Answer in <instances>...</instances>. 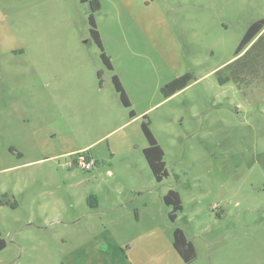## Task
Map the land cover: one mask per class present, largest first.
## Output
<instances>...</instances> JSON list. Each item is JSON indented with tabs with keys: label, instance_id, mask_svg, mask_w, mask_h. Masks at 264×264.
Masks as SVG:
<instances>
[{
	"label": "rangeland",
	"instance_id": "obj_1",
	"mask_svg": "<svg viewBox=\"0 0 264 264\" xmlns=\"http://www.w3.org/2000/svg\"><path fill=\"white\" fill-rule=\"evenodd\" d=\"M100 2L115 63L147 58L135 106L146 103L169 174L156 180L138 122L116 129L132 106L91 37L90 1L0 0V264H264V77L226 81L264 0ZM131 12L147 13V42L125 52L112 28L128 29ZM185 73L191 83L165 98ZM83 151L91 169L73 164ZM176 227L191 262L173 247Z\"/></svg>",
	"mask_w": 264,
	"mask_h": 264
},
{
	"label": "trees",
	"instance_id": "obj_2",
	"mask_svg": "<svg viewBox=\"0 0 264 264\" xmlns=\"http://www.w3.org/2000/svg\"><path fill=\"white\" fill-rule=\"evenodd\" d=\"M82 2L90 1L91 12L89 15L90 34L93 40L101 49V57L107 68L112 70L110 57L105 53L100 31L98 29L94 13L101 9L100 0H81ZM234 60L227 64L228 78L226 81L232 80L238 87H247L253 82L259 81L264 77V17L254 21L246 30L240 43L235 49ZM101 77V72L99 73ZM193 79L191 73H185L173 79L162 86L161 91L165 98H168L185 88ZM225 82V80H223ZM113 82L116 91L119 93L122 103L131 108L132 104L128 98L118 76L113 75ZM136 115L133 109H130V116ZM142 131L148 140L149 145L144 148L143 152L148 161V164L157 181H162L168 176V170L164 160V149L157 141L150 127V122L147 120V115L143 117L141 124ZM98 161H95L97 164ZM164 201L167 205L172 206V211L169 217L172 221L177 218L178 211L183 209L182 199L178 191L169 190L164 195ZM3 203V202H1ZM7 246L6 240L2 236L0 230V251ZM173 247L181 256L183 261L191 262L196 257L195 246L189 240L185 232L176 227L173 232Z\"/></svg>",
	"mask_w": 264,
	"mask_h": 264
},
{
	"label": "crops",
	"instance_id": "obj_3",
	"mask_svg": "<svg viewBox=\"0 0 264 264\" xmlns=\"http://www.w3.org/2000/svg\"><path fill=\"white\" fill-rule=\"evenodd\" d=\"M143 4L145 6H147V0H142ZM152 2H155V0H152ZM130 18H129V28L126 29L124 26H121L120 24L117 25V23L113 24V28L112 31L114 32H121L123 34H125V36L127 35V37L125 38L124 44H126V46L124 45V50L125 52H129L127 46H136V43H141L140 40L143 41L144 45L147 39V13L144 15H136L134 13H130ZM96 19V18H95ZM96 23L98 26V29L100 31V35H101V39L103 42V47H104V51L105 53L110 57L111 60V65H112V70H110V72L112 71V78L113 75L118 76L128 98L131 101L132 104V109L135 111L136 115L134 117L130 116V112L128 114L129 119L128 120H122V123L120 124V126H118L116 129L126 125L127 123L130 122H138V125L141 128V124L143 121V117L145 115H147V105L146 103H143L142 106L138 109H136V104H135V98L139 99V100H143L146 101L147 99V58L145 57V55H143V62L142 63H115V54L112 53H108V49H107V39H105V35L103 33V28L102 26L99 24V22L96 19ZM119 26V27H117ZM116 27V29H115ZM131 32V33H130ZM140 39V40H139ZM137 41V42H136ZM121 45V43H120ZM122 47H118V49L121 50ZM119 50V51H120ZM116 53V52H115ZM113 81V79H112ZM147 145L143 146V150L144 148H146ZM175 230V229H174ZM175 249V248H174ZM177 252V251H176ZM178 253V252H177Z\"/></svg>",
	"mask_w": 264,
	"mask_h": 264
},
{
	"label": "built area",
	"instance_id": "obj_4",
	"mask_svg": "<svg viewBox=\"0 0 264 264\" xmlns=\"http://www.w3.org/2000/svg\"><path fill=\"white\" fill-rule=\"evenodd\" d=\"M73 164L78 165L84 169H91L94 165L92 157L86 151H83L78 154L77 158L74 159Z\"/></svg>",
	"mask_w": 264,
	"mask_h": 264
}]
</instances>
